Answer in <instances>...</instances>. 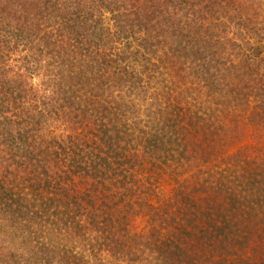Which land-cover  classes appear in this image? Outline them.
I'll use <instances>...</instances> for the list:
<instances>
[{"label": "trees", "instance_id": "trees-1", "mask_svg": "<svg viewBox=\"0 0 264 264\" xmlns=\"http://www.w3.org/2000/svg\"><path fill=\"white\" fill-rule=\"evenodd\" d=\"M261 214L264 0H0V264H264Z\"/></svg>", "mask_w": 264, "mask_h": 264}, {"label": "rangeland", "instance_id": "rangeland-1", "mask_svg": "<svg viewBox=\"0 0 264 264\" xmlns=\"http://www.w3.org/2000/svg\"><path fill=\"white\" fill-rule=\"evenodd\" d=\"M164 190L166 191V193H169L170 192V190H171V186H169V185H167V184H164ZM262 213V212H261ZM261 217L263 218L262 219V222H264V215H262L261 214ZM258 219H261L260 217H256V218H252L251 220H253V223L255 224V223H257V225H256V229H257V231H258ZM240 221H242V219L240 218L239 219ZM262 224H264V223H262ZM258 238V232L255 234H252V237H251V240L244 246V248H246V250H249V249H251L252 247H253V244H254V242L256 241V239Z\"/></svg>", "mask_w": 264, "mask_h": 264}]
</instances>
